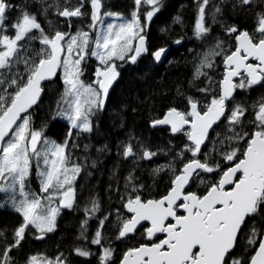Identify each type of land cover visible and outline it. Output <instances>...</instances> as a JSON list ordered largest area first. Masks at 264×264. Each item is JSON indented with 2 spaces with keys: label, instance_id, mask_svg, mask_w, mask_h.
<instances>
[{
  "label": "snow or ice",
  "instance_id": "1",
  "mask_svg": "<svg viewBox=\"0 0 264 264\" xmlns=\"http://www.w3.org/2000/svg\"><path fill=\"white\" fill-rule=\"evenodd\" d=\"M193 4L200 50L186 86L169 90L157 70L170 50L150 32L164 0H132L127 15L106 0H0V208L17 216L0 226V264H264V0ZM239 13L253 23L233 21ZM172 23L183 30L182 16ZM129 72L151 87L130 91ZM113 105L145 110L168 139L150 144L121 116L123 139L81 144ZM113 149L130 166L109 170L104 208L94 186L78 191ZM63 210L80 213L67 253L18 260Z\"/></svg>",
  "mask_w": 264,
  "mask_h": 264
},
{
  "label": "trees",
  "instance_id": "2",
  "mask_svg": "<svg viewBox=\"0 0 264 264\" xmlns=\"http://www.w3.org/2000/svg\"><path fill=\"white\" fill-rule=\"evenodd\" d=\"M29 2H34V0H29ZM106 3L109 5V10L119 11L127 15L131 9L132 0H106ZM164 3L166 7L164 10H162V15H160V18L154 19L150 28V32L153 42L167 44L170 50L169 59L173 61L172 64L168 65L167 63H165V65H162L157 71L165 77L162 83L166 84L167 88L171 90L174 88L175 84L186 86L187 81L191 78V61L196 55V51L200 50V42L195 40L191 33V25L193 22L194 13L193 0H164ZM225 14L228 15L227 12ZM176 15H180L184 19L185 23L183 30H181L179 25L172 23V17ZM249 17V13H239L238 15L232 17V20L244 25L245 27H248L253 23V21ZM161 28H168L169 31L167 33H163L160 31ZM182 34H186V38L182 46H175L174 44H172V39H174L177 35ZM213 34L222 37V30L218 25H213ZM189 49H193V51L189 52ZM127 79L129 81L130 91H143L144 89L151 87V81L145 84L138 79H134L132 72L127 73ZM171 99H173V95L172 91H169V95L167 99H165L164 103H167ZM245 99H247V97H245ZM42 116L43 113L40 110H37V114L35 117L37 124L40 123ZM121 116L124 117L129 125H132L134 123L136 131L141 135L143 139L146 140V142L150 144L163 145L164 142L168 139L167 134L157 132L155 130H149L146 127L144 121L146 119L147 112L145 110L141 109L138 114H133L129 111L125 115L124 113L120 112L116 105H113L111 109H107L99 116V134L94 133L88 139L81 137L80 143H90L94 146L108 143L111 147L117 138L123 139L124 134L127 131V129H121L119 127V120ZM53 123L54 122L49 124L50 131L48 134L51 138L59 140L61 138V135L58 132L52 130ZM61 123L63 125V123L66 122ZM90 151L91 154L95 156L94 150ZM76 154L82 155L80 151H77ZM102 159L103 164L98 165V168L100 169L99 173L95 171L93 172V177L85 182L83 191H78V195L87 197L89 191L92 190L94 186V190L99 193L100 197L102 198V206L104 208H108L110 202L108 199V193L106 192V186L110 174L109 170L113 167L114 164H118L120 172L125 173L126 169L130 165L129 162L117 160L115 156V149H113L111 154H107L102 157ZM162 188L163 184H161L160 189L158 190H162ZM36 190L38 191V185L36 186ZM111 203H115L114 195L112 197ZM79 216V212L63 210L61 216L57 221V230L54 233L49 234L42 241L29 238L28 242L24 245L25 250L23 249L20 253L17 254V259L21 260L25 253L32 254L34 252H42L49 256L55 255L58 250L67 253L70 245L74 241L77 232L76 223ZM16 219L17 216L11 213L9 209L0 208V226L11 228ZM91 223L94 224L95 221H92ZM109 235H111V233H109ZM91 248L93 251L96 250V246L94 245L91 246ZM83 262L84 258H80V264H83Z\"/></svg>",
  "mask_w": 264,
  "mask_h": 264
},
{
  "label": "rangeland",
  "instance_id": "3",
  "mask_svg": "<svg viewBox=\"0 0 264 264\" xmlns=\"http://www.w3.org/2000/svg\"><path fill=\"white\" fill-rule=\"evenodd\" d=\"M37 185H38L37 182H32L31 187H32V189H33L34 191H37V190H36V186H37Z\"/></svg>",
  "mask_w": 264,
  "mask_h": 264
},
{
  "label": "bare ground",
  "instance_id": "4",
  "mask_svg": "<svg viewBox=\"0 0 264 264\" xmlns=\"http://www.w3.org/2000/svg\"><path fill=\"white\" fill-rule=\"evenodd\" d=\"M155 32H156V31H155ZM190 35H191V34H190ZM107 124H108V123H107ZM77 221H78V220H77ZM68 223H69V222H68ZM66 224H67V223H66ZM76 224H77V223H76ZM76 229H77V228H76ZM76 229H75V230H76ZM30 244H31V243H30ZM38 245H39V244H38ZM32 247H33V246H32ZM24 250H25V249H24ZM25 254H26V253H25Z\"/></svg>",
  "mask_w": 264,
  "mask_h": 264
},
{
  "label": "flooded vegetation",
  "instance_id": "5",
  "mask_svg": "<svg viewBox=\"0 0 264 264\" xmlns=\"http://www.w3.org/2000/svg\"><path fill=\"white\" fill-rule=\"evenodd\" d=\"M158 15H160V14H158ZM155 19V18H154ZM249 27V26H248Z\"/></svg>",
  "mask_w": 264,
  "mask_h": 264
},
{
  "label": "water",
  "instance_id": "6",
  "mask_svg": "<svg viewBox=\"0 0 264 264\" xmlns=\"http://www.w3.org/2000/svg\"><path fill=\"white\" fill-rule=\"evenodd\" d=\"M175 46H178V45H175Z\"/></svg>",
  "mask_w": 264,
  "mask_h": 264
}]
</instances>
